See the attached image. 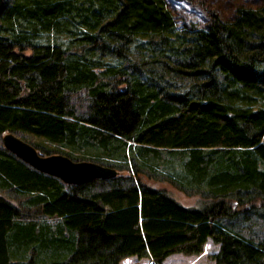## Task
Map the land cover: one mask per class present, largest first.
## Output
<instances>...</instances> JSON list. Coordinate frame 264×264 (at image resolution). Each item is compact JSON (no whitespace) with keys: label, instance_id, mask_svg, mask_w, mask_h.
<instances>
[{"label":"trees","instance_id":"obj_1","mask_svg":"<svg viewBox=\"0 0 264 264\" xmlns=\"http://www.w3.org/2000/svg\"><path fill=\"white\" fill-rule=\"evenodd\" d=\"M7 133L119 174L67 185L8 151ZM257 208L264 0L186 32L166 0H0V264H163L209 240L215 264H264V237L223 222Z\"/></svg>","mask_w":264,"mask_h":264},{"label":"rangeland","instance_id":"obj_2","mask_svg":"<svg viewBox=\"0 0 264 264\" xmlns=\"http://www.w3.org/2000/svg\"><path fill=\"white\" fill-rule=\"evenodd\" d=\"M169 9L174 15L176 26L181 31H189L190 29L205 28L210 22L212 12L217 13L222 20L232 19L236 15V11L243 5H258L263 0H166ZM186 84V81L184 82ZM173 88L186 86L182 82L177 81ZM187 88V87H186ZM17 135V134H16ZM18 137L23 135L18 134ZM29 141H38L33 137L23 136ZM22 139V138H21ZM28 141V142H29ZM151 176H142V182L149 187L165 190L178 202L185 206L196 207L201 205V195L195 191H185L174 184L166 181L164 177L159 179L150 178ZM163 179V180H161ZM256 205L259 206V203ZM245 212V211H243ZM242 212V213H243ZM249 213L238 216L235 220L225 219L224 224L232 227L235 231L244 237L260 242L264 237V210H249ZM219 245L209 240L205 246L204 252L200 255L187 256L184 254H176L169 257L163 264H215L211 260L210 255L217 253ZM121 264H154L149 258H127Z\"/></svg>","mask_w":264,"mask_h":264},{"label":"water","instance_id":"obj_3","mask_svg":"<svg viewBox=\"0 0 264 264\" xmlns=\"http://www.w3.org/2000/svg\"><path fill=\"white\" fill-rule=\"evenodd\" d=\"M4 147L20 160L47 175L62 180L67 185H80L95 179H112L117 169L90 161H74L64 154H42L33 145L13 133L2 138Z\"/></svg>","mask_w":264,"mask_h":264},{"label":"crops","instance_id":"obj_4","mask_svg":"<svg viewBox=\"0 0 264 264\" xmlns=\"http://www.w3.org/2000/svg\"><path fill=\"white\" fill-rule=\"evenodd\" d=\"M174 255H176V254H174ZM171 256H173V255H171ZM171 256H170V257H171ZM128 258H137V259H138V257H135V256H133V257H128ZM168 258H169V257H168ZM168 258H167V259H168ZM126 259H127V258H126ZM140 259H143V258H140ZM167 259H166V260H167ZM166 260H165L164 262H166ZM164 262H163V263H164ZM121 263H122V262H121Z\"/></svg>","mask_w":264,"mask_h":264}]
</instances>
